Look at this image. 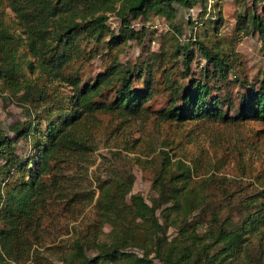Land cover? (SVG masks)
<instances>
[{
    "label": "trees",
    "instance_id": "obj_1",
    "mask_svg": "<svg viewBox=\"0 0 264 264\" xmlns=\"http://www.w3.org/2000/svg\"><path fill=\"white\" fill-rule=\"evenodd\" d=\"M209 1L215 0H0V92L19 95L29 109L26 120L10 126L13 138L0 129V263L220 264L244 251L246 237L256 233L264 220V208L256 206L237 224L230 216L220 221L219 213L212 211L211 226L207 235L202 234L198 227L206 225V220L193 213L199 215L205 200L188 187L189 168L170 177L168 185L158 176L154 180L156 197L148 203L142 194L131 192L133 177L123 175L107 157L98 180L93 220L60 244L39 248L43 238L40 210L56 185L51 180L48 184L46 177L53 168L51 161L76 145L71 129L98 111L138 115L148 109L145 104L152 99L153 64L128 67L118 63L115 54L92 81L81 84L78 74H68L73 59L88 60L80 38L94 42L95 48L104 44V64L120 42L140 38L143 29L135 30L132 22L150 13L171 20L175 5L205 11L211 6ZM261 1L262 15L240 14L238 29L249 25L260 36L264 34ZM4 2L14 13L19 32L3 18ZM111 12L121 22L116 36L106 25ZM106 35L107 42H100ZM195 43L212 68L194 73L192 51L175 43L171 58L181 57L183 70L179 78L167 69L161 72L168 99L164 108L156 110L158 117L176 122L264 123V74L258 83L236 74L230 79V72L241 65L237 54L218 44L208 46L197 39ZM36 72L44 77L40 83L33 76ZM139 80L144 87L134 86ZM237 82L240 89L233 91L231 85ZM63 85L71 86L72 94L64 93ZM31 105L36 110L34 118ZM40 112L44 116H35ZM22 138H30L35 150L24 158L15 148ZM176 213L182 215L179 222ZM173 225L177 227L171 235ZM105 226H109L107 232Z\"/></svg>",
    "mask_w": 264,
    "mask_h": 264
},
{
    "label": "rangeland",
    "instance_id": "obj_2",
    "mask_svg": "<svg viewBox=\"0 0 264 264\" xmlns=\"http://www.w3.org/2000/svg\"><path fill=\"white\" fill-rule=\"evenodd\" d=\"M209 3L210 9L205 11L198 6L186 10L175 5V16L171 20L150 13L148 17L132 22L135 30L143 29L140 38L120 42L104 64L101 57L106 51L102 49L104 44L99 43L95 48L94 42L84 36L80 38V48L88 60L73 59L66 70L68 74L71 71L78 74L81 84L92 81L115 54L117 62L128 67L153 64L152 99L145 104L148 109L138 115L98 111L71 129L76 145H71L51 161L53 168L46 177L47 183L51 180L56 185L50 189L44 210H40L43 222L41 250L60 244L93 220L104 157L112 160L123 175L133 177L131 192L142 194L148 203L156 197L154 180L158 176L168 185L170 177L189 168L188 187L197 190L205 200L199 215L193 213L195 218L206 220V225L198 227L202 234L207 235L206 230L211 226L212 211L219 213L220 221L230 216L237 224L248 212L257 207L264 208V123L176 122L160 119L156 113L166 106L168 99L161 72L167 69L173 77L179 78L183 70L181 57L171 58L175 43L184 44L192 51L194 73H199L201 68H212L195 43L197 39L208 46L218 44L237 54L241 65L233 69L235 72H230V79H235L233 75L236 74L240 79L258 83L264 74V34L260 36L249 25L238 29L237 24L240 14L261 16L262 1L215 0ZM1 9L3 18L19 32L15 15L6 2ZM106 25L114 36L121 28L120 19L114 12L108 13ZM109 35L100 42H107ZM33 76L39 83L44 78L37 72ZM144 84L142 80L134 82L139 88ZM61 89L72 94L71 86L63 85ZM231 89L238 91L239 83L232 84ZM21 99L19 95L0 92V129L8 132L11 138L14 133L10 126L28 118V104ZM33 106L31 114L34 118L36 110ZM40 115L44 116L42 112L35 116ZM29 139L15 142L16 152L22 158L35 152ZM158 217L162 221L159 211ZM174 218L179 222L182 215L176 213ZM175 227L177 225L170 227L171 235L175 234ZM108 230L109 226H105L104 231ZM220 246H214L211 254ZM2 262L0 264H17L9 260ZM220 264H264V220L256 233L246 237L244 251Z\"/></svg>",
    "mask_w": 264,
    "mask_h": 264
}]
</instances>
